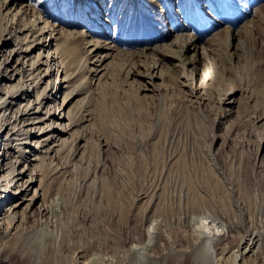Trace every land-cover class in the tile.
Returning <instances> with one entry per match:
<instances>
[{
    "label": "rangeland",
    "instance_id": "obj_1",
    "mask_svg": "<svg viewBox=\"0 0 264 264\" xmlns=\"http://www.w3.org/2000/svg\"><path fill=\"white\" fill-rule=\"evenodd\" d=\"M4 1L0 38L18 26L20 15L15 14L22 9L29 12L25 23L45 21L60 32L52 49L59 50L61 60L39 62L36 50L29 63L23 59L14 82L23 85L14 114L38 109L42 94H50L40 126L56 132L48 133H54L47 135L50 146L41 151L48 153L49 169L43 167V175L48 194H57L66 204L61 220L73 221L69 228L74 243L61 256L49 255L45 264H78L74 251L79 243L95 241L113 255L105 264H119L117 258L132 243L148 238L150 197L162 196L156 212L164 210L163 204L169 213L177 209L172 199L180 188L182 162L185 186L192 189L206 187L203 173L216 165L226 175L242 168L244 188L263 196L264 176L253 171L257 159L264 161V0H19L12 14L1 8ZM191 38L198 65L193 79L185 62L194 50L181 52ZM15 40L12 36L4 46L6 56L16 47ZM49 48L43 55L49 56ZM207 73L208 100L199 104L193 88ZM63 77L69 81L67 93L74 96L64 121L65 106L58 104L63 92L53 96ZM36 86L42 87L35 95L30 90ZM233 90L237 94L229 104ZM50 111L54 116L47 119ZM66 129L68 133L62 132ZM32 146L28 159L36 154ZM218 187L216 197L230 198L224 185ZM36 221L32 216L29 226ZM159 231L164 237L151 250L157 257L162 256L161 245L169 246L164 238L183 243L187 235L185 228L169 222ZM23 257L5 251L0 264H26Z\"/></svg>",
    "mask_w": 264,
    "mask_h": 264
},
{
    "label": "bare ground",
    "instance_id": "obj_2",
    "mask_svg": "<svg viewBox=\"0 0 264 264\" xmlns=\"http://www.w3.org/2000/svg\"><path fill=\"white\" fill-rule=\"evenodd\" d=\"M18 1L5 0L1 8L12 14V7L16 6ZM19 12L15 14L16 16L20 15L16 22L18 26L0 38V44H3L0 49V58L2 57L0 66V208L4 203L8 204L0 214V255L5 251H16L24 256L26 264H45L49 255L61 256L63 250L74 243L71 238L72 229L69 228L73 221L65 223L61 220L66 204L59 201L60 197L57 194L54 196L48 194V184L43 175V167L47 166L45 159H47L48 153L44 152L45 155L41 151L50 146L51 139L48 136L52 133L50 135L48 133L56 132V129L50 126L47 131L41 129L43 126H40L46 121V119L40 118V114L44 112L50 94L47 93L48 90L42 94L41 106L36 110L33 108L34 112L30 108L22 114H14L17 101L23 97V85L18 87L19 84L16 82L14 85V82L24 68L23 59L28 58L27 63H29L33 58L30 55L36 50H40L36 58L39 62L45 59L48 63L49 58H51L49 61L53 62L56 59L61 60L59 50L52 49V46L57 47L53 41L57 40L59 31L56 27H51L50 24L41 20L30 24L25 23V18L29 14L28 10L22 9L21 14ZM41 24H44L48 30L41 31ZM18 33L24 34V38L17 36ZM44 33H47L49 38L44 40ZM12 36L16 37V47L12 48L6 56L5 47ZM193 39H188L181 48V52L184 53L188 52L190 47L194 50V53L185 62V64L191 65L192 79L193 74L198 71L197 60L193 58L196 55L197 45ZM24 44L27 46L26 48L21 46ZM46 47H50L49 56L42 53ZM14 59L15 63L13 64ZM95 71L98 70H91V72ZM156 77L158 76L156 75ZM208 77L210 78V74L207 73L200 86L193 88V93L199 104H204L208 100V96H205ZM68 82L67 78L63 77L53 91L55 98L63 92V103H58L59 106H65L62 109L63 117L60 118L63 121L69 117L67 116L70 111L69 105L71 98L74 97L67 93ZM36 85H38L37 82ZM39 87L42 86H38L36 90H30V92H35L36 95ZM144 90L150 89L147 87ZM235 90L231 91V97L227 98L229 104L235 100L237 94ZM52 113L46 118L54 116ZM19 124L22 125L19 126ZM30 130L32 131L30 132ZM62 132L68 133L67 129ZM33 137L36 139L34 143H31L29 139ZM263 140L264 138H262V142ZM33 144L35 147L32 146ZM31 146L36 150V154L28 159L27 148ZM256 162L257 172L254 169L253 174L258 173L264 176L263 159L259 158ZM197 163L199 164V162ZM180 168L182 177L180 176L177 181L180 188L175 189L178 192L173 194L172 199L177 209L169 213L170 210L168 211L166 205L163 204L164 210L156 212L160 204L158 201L162 196L152 194L148 204V216L146 215L149 218L146 226L148 238L145 241L132 243L128 253L123 258H117L119 264H167L169 261L171 264H264V193H262V197H259L257 193L252 195L244 188L243 171L241 172L242 168L240 167L235 174L230 172L229 175H226L224 170L218 166H209V169L203 173L206 176L201 175L204 177L206 187L198 185L193 189L189 184L185 186L186 172L183 170L185 169L183 162ZM202 168L200 167L198 170H202ZM172 174L174 175V173ZM223 185L230 193L228 199L216 197L218 186ZM159 193L157 191V194ZM155 195L157 197H154ZM172 207L174 206H169V208ZM168 213L170 216L167 215ZM32 216H37V221L29 226V219ZM168 222L173 226L178 225L185 228L187 235L183 243L171 240L169 237L164 238L169 246L165 248L164 245H161L162 256L157 257L151 253V250L156 247L157 242L163 239L164 236L159 230ZM74 228L78 227L74 226ZM100 242L95 241L89 245L80 242L74 251L78 264H105L106 260L113 261L111 258L113 255L106 254L104 252L105 245Z\"/></svg>",
    "mask_w": 264,
    "mask_h": 264
}]
</instances>
